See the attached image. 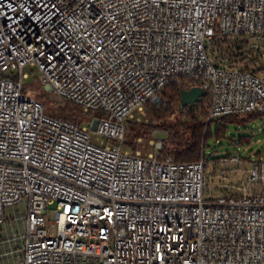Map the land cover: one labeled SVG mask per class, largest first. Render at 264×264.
Segmentation results:
<instances>
[{"label":"built area","instance_id":"built-area-1","mask_svg":"<svg viewBox=\"0 0 264 264\" xmlns=\"http://www.w3.org/2000/svg\"><path fill=\"white\" fill-rule=\"evenodd\" d=\"M262 38L264 0H0V229L10 208L26 224L0 245L22 241L18 264H264V158L232 156L248 178L215 195L213 163L125 149L174 80L207 92L209 121L264 114ZM29 67L103 116L48 115Z\"/></svg>","mask_w":264,"mask_h":264},{"label":"rangeland","instance_id":"rangeland-1","mask_svg":"<svg viewBox=\"0 0 264 264\" xmlns=\"http://www.w3.org/2000/svg\"><path fill=\"white\" fill-rule=\"evenodd\" d=\"M253 42L259 43L262 47H264V38H262L261 40H253ZM28 72L29 78L25 80V88L27 89L29 94L34 98L41 99L44 97L43 100H45L46 102L45 107L46 109H48L49 112L56 114L60 108L65 107V105L69 103L61 97L49 93V89L45 87L41 82V75L37 68L29 67ZM193 106L194 105H191L189 107ZM175 112H177V110ZM199 112H204L205 116H207L208 108L207 110L206 108L205 110L199 109ZM96 115L99 116L100 112L96 113ZM138 116L139 113H136L135 117ZM248 116L249 115H245V118H248ZM89 117L90 115H88V113L84 111L81 122L88 120ZM140 117L142 118V121L145 119L148 121V115L146 110L143 114H140ZM183 118L184 117L179 114L178 111V113H176L174 116H171L169 120H167L165 123H174L178 120L180 122L183 120ZM215 120L217 121L218 119ZM207 121L209 122L208 119ZM156 124L157 123H155L154 125ZM85 125L90 124H86L84 122L82 126ZM225 127V135H223L219 140L213 138L208 141V154L212 155V157L215 158L235 155L238 157L242 156L243 158H253L254 160H256L259 159L258 154L260 153L264 158V114L256 116L245 123H227L225 124ZM215 129L216 127L214 123V125L212 126V130ZM151 132L152 133L149 137H143L142 142H139V139L141 138L137 140L136 137L142 135V124L137 123L136 119H128L126 121L125 149L132 151H134V149L140 150L143 154L155 152L156 149L150 144V141L156 138H165L166 134L160 132V130L157 128H155ZM102 139L104 138L97 134H94L92 137V141L94 143H99ZM249 168V164L236 163L233 162V158H231V160H229L228 162L221 163L220 166L217 167L214 171L211 170V178H209V183L211 182L210 185L215 195L221 194V190H216V187H224V184H229V181L226 180L227 178H233V181L235 183H238V181H240L242 178L247 180L248 174L246 173V175L243 176V172L247 171ZM212 177H214V179ZM54 208L55 207L52 206L49 212L51 220H54ZM15 215L22 217L23 215H25V213L20 209L19 212L18 210L15 211ZM15 228L20 229L18 228V226ZM7 233H9L8 230ZM22 233H25V229L23 228H21L19 233H15V235L17 237L20 236V234ZM5 236L7 240L11 238L8 236V234H6ZM7 246L9 249L8 251L12 250L13 253L9 254L5 258V264H18L23 257V243L20 242V239H17L12 243V245L7 244ZM0 264H2V261H0Z\"/></svg>","mask_w":264,"mask_h":264},{"label":"trees","instance_id":"trees-1","mask_svg":"<svg viewBox=\"0 0 264 264\" xmlns=\"http://www.w3.org/2000/svg\"><path fill=\"white\" fill-rule=\"evenodd\" d=\"M190 90V86L184 80H174L171 81L162 91V105L155 106L148 104L146 106V112L148 115V121L141 120L137 123L142 124V135L137 136V140L143 137H149L151 131L155 128L159 129L160 132L165 133L166 137L163 139V148L159 152L160 156H172L177 162L180 163H194L199 162L202 159L206 160L208 163L214 164V170L220 166V160L224 158H231L232 155L228 157H212V155L207 153L208 141L210 139L216 138L219 140L223 135H225V124L227 123H240L247 122L252 118L263 115L258 113L248 114V118L245 115H232L228 117H223L217 121L209 120V114L205 116L204 112H199V109L207 108L210 106V99L208 96L202 98V100L194 105L193 107L182 108L181 106V92L182 90ZM26 92L27 89L24 88ZM44 98V97H43ZM43 98L39 99L44 105H46ZM177 110V112H175ZM181 114L184 118L179 122L165 123L171 116L176 113ZM48 115L58 118L71 120L79 125L92 123L94 118H100L103 116L100 113L99 116L91 112H87L90 115L89 119L81 122L84 114V110L79 105L69 102L65 107L60 108L56 114H53L46 109ZM92 115V116H91ZM152 122V123H151ZM157 123L156 125H154ZM215 123V130H212V126ZM134 151H137L134 149ZM234 156V155H233ZM241 159L250 161L252 158ZM258 158H263L262 154H258Z\"/></svg>","mask_w":264,"mask_h":264},{"label":"crops","instance_id":"crops-1","mask_svg":"<svg viewBox=\"0 0 264 264\" xmlns=\"http://www.w3.org/2000/svg\"><path fill=\"white\" fill-rule=\"evenodd\" d=\"M20 209L25 213V210H24L23 207L8 209V211H7L8 222H7V224L5 226H3L0 229V234H2V240H7V238L5 236L6 234H8L9 237H13V236H15V233H19L21 228L25 229V226H26L25 220H24V216L25 215H23L22 217L18 216V215H15V211L18 210V212H19ZM17 226L20 229H16L15 227H17ZM7 230H8L9 233H7ZM23 234L24 233L20 234V236H22ZM20 242L22 243L21 240H20ZM8 250L9 249H8L7 243H4V244L0 245V261H2V264H5V261H6L5 258L8 256L6 254H7V252H9Z\"/></svg>","mask_w":264,"mask_h":264},{"label":"water","instance_id":"water-1","mask_svg":"<svg viewBox=\"0 0 264 264\" xmlns=\"http://www.w3.org/2000/svg\"><path fill=\"white\" fill-rule=\"evenodd\" d=\"M207 96V92L200 87H193L190 90H182L181 92V106L187 108L191 105L198 104L202 98ZM96 128V127H94Z\"/></svg>","mask_w":264,"mask_h":264}]
</instances>
